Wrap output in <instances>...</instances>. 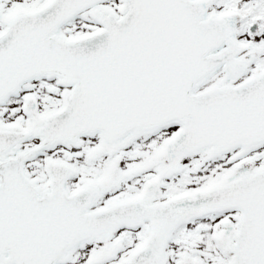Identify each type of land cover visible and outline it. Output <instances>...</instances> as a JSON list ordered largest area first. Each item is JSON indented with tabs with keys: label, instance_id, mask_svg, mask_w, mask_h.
Segmentation results:
<instances>
[{
	"label": "snow or ice",
	"instance_id": "6c2138e0",
	"mask_svg": "<svg viewBox=\"0 0 264 264\" xmlns=\"http://www.w3.org/2000/svg\"><path fill=\"white\" fill-rule=\"evenodd\" d=\"M0 264H264V0H0Z\"/></svg>",
	"mask_w": 264,
	"mask_h": 264
}]
</instances>
